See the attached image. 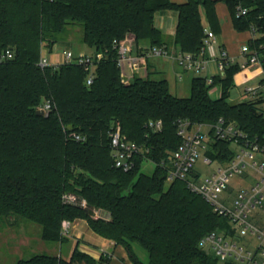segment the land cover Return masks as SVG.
I'll use <instances>...</instances> for the list:
<instances>
[{
	"label": "trees",
	"instance_id": "trees-1",
	"mask_svg": "<svg viewBox=\"0 0 264 264\" xmlns=\"http://www.w3.org/2000/svg\"><path fill=\"white\" fill-rule=\"evenodd\" d=\"M218 1L0 0V55L12 51L0 61V225L24 219L41 227L43 240L64 243V223L83 218L98 234L124 245L134 264H222L201 239L225 219L185 181L167 185V167L161 162L181 144L178 119L215 123L223 117L250 136L264 134L258 103L228 100L242 66L227 62L212 76V84L195 76L190 95L180 96L167 79L125 80L114 47L115 39L129 36L137 44L149 41L164 47L165 34L155 18L173 11L178 19L173 42L181 52L198 55L205 37L202 9L208 27L221 31ZM222 1L235 29L255 30L252 46L264 43V0ZM238 7L246 8V14L238 16ZM70 25L82 28L83 41L94 53H104L90 85L82 65H39L44 49L51 51ZM261 62L264 68V54ZM215 86L221 92L216 98L210 93ZM45 100L52 102V109L38 115ZM159 120L162 129L152 130L150 121ZM118 127L129 140L149 148L129 171L114 164L110 132ZM75 133L84 140H76ZM146 160L156 164L152 174L142 170ZM66 193L85 198L88 207L66 203ZM96 209L111 218H95ZM134 245L146 252V261ZM109 262V256L95 259L76 247L69 259L41 253L17 264Z\"/></svg>",
	"mask_w": 264,
	"mask_h": 264
},
{
	"label": "built area",
	"instance_id": "built-area-1",
	"mask_svg": "<svg viewBox=\"0 0 264 264\" xmlns=\"http://www.w3.org/2000/svg\"><path fill=\"white\" fill-rule=\"evenodd\" d=\"M246 12V8H237L238 16ZM252 31L254 40L258 35L255 30ZM203 42L198 55L181 51L176 53L175 59L186 71L200 73L205 68L206 50L217 42L216 33L210 27H205ZM114 47L118 50L117 65L125 80H133L140 69L146 67L148 56H171L165 47L158 46H150L145 51L133 54L136 42L132 36L115 39ZM241 54L245 56V61L241 63L242 69L250 66L261 67L258 68L261 78L243 87L242 101L258 103L264 113V68L261 62L264 43L254 46L246 43L241 47ZM11 56L12 51L6 49L0 55V61ZM103 56V52L76 54L68 49L63 51L59 59L51 61L43 52L39 65L42 68L61 63L82 65L87 72L86 83L90 85L94 82L97 64ZM217 60L220 71L224 70L227 62L234 61L223 48L219 51ZM207 83H213L212 76L207 77ZM38 109L47 113L52 109V102L45 100L39 104ZM176 123L182 139L181 144L172 152L169 160L161 162L162 166L167 167V180L185 181L188 188L201 195L212 210L225 219L224 225L219 228L221 231L217 228L206 234L201 239V245L222 264H264V134L250 136L236 122H229L223 117L215 123H192L189 119H178ZM149 126L158 131L162 129L163 122L150 121ZM72 136L76 140H84L80 134L75 133ZM110 136L114 164L124 171L134 167L137 156L149 152V148L129 140L119 127L113 128ZM219 143H227L229 147H220ZM202 149L208 150L203 160L205 165L218 163L211 174L204 176L195 169ZM245 174L246 177H243ZM239 177L242 179L237 181L233 188V180ZM63 198L66 203L88 207L87 200L74 193H66ZM257 209H261L263 215L251 218ZM94 217L110 219L111 215L107 211L96 209ZM229 223H233L231 228ZM66 228L64 223V231ZM247 235H250L252 240L244 243L238 240Z\"/></svg>",
	"mask_w": 264,
	"mask_h": 264
},
{
	"label": "crops",
	"instance_id": "crops-1",
	"mask_svg": "<svg viewBox=\"0 0 264 264\" xmlns=\"http://www.w3.org/2000/svg\"><path fill=\"white\" fill-rule=\"evenodd\" d=\"M176 3H183L186 0H172ZM218 17L221 22V31L216 33L217 42L213 46L207 48L205 53V58L207 60L206 66L202 71H205V76H215L221 73L218 66V54L219 51L223 48L227 51L229 56L234 59V62H239L240 64L245 61V56L241 54V47L249 43L253 37L254 33L252 30L238 31L235 29L230 11L226 3L222 0H219L216 5ZM177 15L173 11H167L160 13L155 18V25L161 31L164 32L167 44L164 46L171 56L164 55H150L148 56V62L146 67H142L140 72L145 71L147 77H150L152 73L160 74L166 76L163 79H167L176 90V92L182 91V84L185 80L186 74L190 71L183 69L175 59V55L179 52V48L173 42L174 33L177 26ZM202 23L208 27V21L205 11L202 9ZM169 35V37L167 36ZM172 36V43L169 42V39ZM149 41H142L139 44L136 43V48L133 50V54H138L141 50H147L150 47ZM52 51V50H51ZM51 61L59 59L58 54H50L49 56ZM151 58L152 62H151ZM180 68H179V67ZM259 66H250L247 69H241L235 75V78L238 80L235 81V84L242 88L251 82H257L261 75L259 74ZM201 71V72H202ZM192 72V71H191ZM200 72V73H201ZM193 77L197 76L196 72H192ZM183 94V93H181ZM182 96V95H181ZM240 102V101H239ZM67 225L64 235L66 240L64 243H60L59 251L56 250L54 246H43L39 251L46 254L58 255L64 259H69L72 251L78 247L80 251L86 252L93 256L95 259H99L102 256H109V264H134L132 258L126 247L122 244H118L115 240L104 237L97 232H95L88 221L83 218H77L73 221H66ZM41 232V231H40ZM134 249L137 255L143 260L146 261L147 258L143 250L134 245ZM38 254V253H37Z\"/></svg>",
	"mask_w": 264,
	"mask_h": 264
},
{
	"label": "rangeland",
	"instance_id": "rangeland-1",
	"mask_svg": "<svg viewBox=\"0 0 264 264\" xmlns=\"http://www.w3.org/2000/svg\"><path fill=\"white\" fill-rule=\"evenodd\" d=\"M169 37V35H167ZM169 39V42L172 43V36ZM72 50L74 53H85V54H93L95 52L94 48L88 46L83 41V31L82 28L78 25H70L67 29V31L60 37L58 42L54 45L52 51H49V49L45 48L44 53L49 58L50 54H58L59 57L62 56V53L64 50ZM151 58V62H152ZM179 67V66H178ZM180 68V67H179ZM192 75L193 73L190 71L186 74L185 80L182 84V91L183 92H176L173 87H171V90L174 94L182 95V96H188L190 95V88L192 83ZM139 77H147V74L145 71L140 72L138 74ZM197 76H205V71H202L201 73L197 74ZM166 76H162L160 74L152 73L150 75L151 79H163ZM238 79L235 78V81ZM243 88H239L236 84L233 86L231 90V95L228 98L229 102L234 104L238 103L239 101L243 100ZM183 93V94H181ZM211 95L216 98L220 96V89L218 86H215L210 91ZM208 154V150L202 149L200 151V157L195 165V169L200 171L203 176L207 174H211L215 168L217 167V162H213L212 165H205L203 160L205 155ZM156 164L150 160H146L143 164L142 170L145 173L152 174L155 169ZM243 177H246V174L243 175ZM242 178H235L232 183V187L235 188V184L237 181H239ZM169 181L167 182V185H169ZM263 215V212L261 209H257L254 211L251 215V218H254V216H261ZM14 219V218H13ZM228 226L231 228L233 226V223H229ZM41 227L33 222L19 219L15 224L8 225L7 223H3L0 225V264H17L19 260L21 259H28L32 257L35 254H41L43 251L41 248L43 246H54L57 251H59L60 243L59 242H53V241H46L43 240L41 237ZM238 240L242 243L252 240V237L250 235L247 236H241V238H238ZM143 250V249H142ZM146 258L147 254L143 250Z\"/></svg>",
	"mask_w": 264,
	"mask_h": 264
},
{
	"label": "water",
	"instance_id": "water-1",
	"mask_svg": "<svg viewBox=\"0 0 264 264\" xmlns=\"http://www.w3.org/2000/svg\"><path fill=\"white\" fill-rule=\"evenodd\" d=\"M36 113H37L38 115H44V114H45V111H44L43 109H37V110H36Z\"/></svg>",
	"mask_w": 264,
	"mask_h": 264
}]
</instances>
